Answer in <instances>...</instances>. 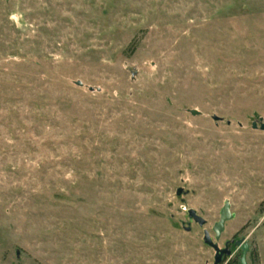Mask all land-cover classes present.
Wrapping results in <instances>:
<instances>
[{"label": "rangeland", "instance_id": "1", "mask_svg": "<svg viewBox=\"0 0 264 264\" xmlns=\"http://www.w3.org/2000/svg\"><path fill=\"white\" fill-rule=\"evenodd\" d=\"M262 124L264 0H0V264H264Z\"/></svg>", "mask_w": 264, "mask_h": 264}, {"label": "water", "instance_id": "2", "mask_svg": "<svg viewBox=\"0 0 264 264\" xmlns=\"http://www.w3.org/2000/svg\"><path fill=\"white\" fill-rule=\"evenodd\" d=\"M77 85L82 87L83 86V83L78 81L77 82ZM191 114L193 116H200L201 113L197 110H192L190 111ZM214 120H223L217 116H214ZM253 129H258V125L256 122L253 123L252 125ZM260 129L261 130H264V124H262L260 126ZM178 194L180 195L181 194V190L178 191ZM190 217H192V219L194 221H196L200 226H204L205 224V220L202 219L201 217H199L195 211H190ZM233 218V215L231 213V206L228 202L225 203L222 211H221V218H220V221L215 225L214 227V231L216 233V237L217 239L220 238L221 234L223 233L224 231V228H225V224L226 222L230 221L231 219ZM204 242L207 244V245H210L212 246L215 251H216V256H215V263L216 264H220L224 258V256H230L231 255V251L229 249H220L218 247V245L214 244L210 238V235L208 232H205V235H204ZM236 246L241 248V251H242V256L239 260V264H249L248 263V260H247V255L249 253V244L244 242L243 240H239L237 241L236 243Z\"/></svg>", "mask_w": 264, "mask_h": 264}, {"label": "flooded vegetation", "instance_id": "3", "mask_svg": "<svg viewBox=\"0 0 264 264\" xmlns=\"http://www.w3.org/2000/svg\"><path fill=\"white\" fill-rule=\"evenodd\" d=\"M242 256V255H241ZM240 260V259H239ZM231 264H236V261H233ZM238 264V263H237Z\"/></svg>", "mask_w": 264, "mask_h": 264}]
</instances>
